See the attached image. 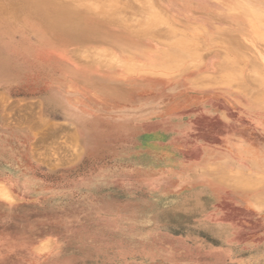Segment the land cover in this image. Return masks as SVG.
<instances>
[{
	"label": "rangeland",
	"instance_id": "obj_1",
	"mask_svg": "<svg viewBox=\"0 0 264 264\" xmlns=\"http://www.w3.org/2000/svg\"><path fill=\"white\" fill-rule=\"evenodd\" d=\"M39 1L80 26L0 0V264H264V0Z\"/></svg>",
	"mask_w": 264,
	"mask_h": 264
},
{
	"label": "bare ground",
	"instance_id": "obj_2",
	"mask_svg": "<svg viewBox=\"0 0 264 264\" xmlns=\"http://www.w3.org/2000/svg\"><path fill=\"white\" fill-rule=\"evenodd\" d=\"M21 2L23 4L24 8H26V9L29 8L31 10V12L33 13V15L35 17L39 18V19L37 18V20H35V24L41 26L43 29L49 30L48 35L49 34L52 35L51 37L55 38L56 40H58L59 38L62 39V35L60 36L59 34H61L63 32H74L80 26V23L77 21V19H75L76 21L73 20L71 13H69L63 9H58L56 11L50 12L45 7V4L40 2L39 0H21ZM113 2L115 4L117 3L116 0ZM151 5L152 4H150V6ZM256 17H257V19H259L260 18L259 14H257ZM257 64H258V66H257L256 71L258 69H260V66H261L260 63H257ZM226 77H228V76H226ZM236 82H237V80H236ZM0 193L3 196H7L6 192L1 187H0Z\"/></svg>",
	"mask_w": 264,
	"mask_h": 264
},
{
	"label": "crops",
	"instance_id": "obj_3",
	"mask_svg": "<svg viewBox=\"0 0 264 264\" xmlns=\"http://www.w3.org/2000/svg\"><path fill=\"white\" fill-rule=\"evenodd\" d=\"M7 114L5 112L4 107L0 104V122L1 124L5 125L7 123Z\"/></svg>",
	"mask_w": 264,
	"mask_h": 264
}]
</instances>
